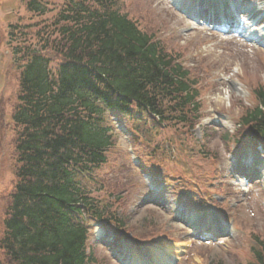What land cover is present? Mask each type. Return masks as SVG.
Returning a JSON list of instances; mask_svg holds the SVG:
<instances>
[{
  "label": "rangeland",
  "instance_id": "1",
  "mask_svg": "<svg viewBox=\"0 0 264 264\" xmlns=\"http://www.w3.org/2000/svg\"><path fill=\"white\" fill-rule=\"evenodd\" d=\"M183 1L185 7L197 2L123 0L125 8L127 2L130 10L137 11L142 29L156 32L168 50L181 56L182 65L196 80L199 109L186 112L189 123L162 126L134 107L127 116L107 111L114 128V144L106 163L91 175L82 176L80 182L126 225L87 221L90 232L86 245L93 264H121L117 258L122 259L121 249L125 248L155 261L162 257L161 261L168 264H244L252 258L255 237L264 239V149L256 148L247 129L238 125L257 103L255 88L264 85V48L236 33H219L206 23L198 24L180 11ZM228 1L238 4L240 0L208 3ZM253 1L264 5V0H242L245 6L241 8L246 9ZM41 2L49 11L45 15L30 12L26 0H0V237L16 181L17 129L13 113L21 71L13 62L16 43L10 46L9 31L15 24L43 25L51 21L64 0ZM255 13L262 14L263 23L264 11ZM246 14L242 12L245 22ZM37 28L27 30V43L34 47L39 40ZM19 31L17 41L26 43ZM46 54L55 71L62 59L51 50ZM195 114L198 118L192 120ZM228 134L233 136L229 142L225 138ZM241 153L250 155V160L244 161ZM180 206L195 212L201 224L196 227L178 221ZM211 215L218 224H205ZM115 224L119 225L117 221ZM222 231L226 232L217 234ZM194 232L211 234L212 238L202 240ZM179 241L184 244L179 248L172 244ZM169 247L177 258L167 252ZM5 258L0 250V261Z\"/></svg>",
  "mask_w": 264,
  "mask_h": 264
},
{
  "label": "trees",
  "instance_id": "2",
  "mask_svg": "<svg viewBox=\"0 0 264 264\" xmlns=\"http://www.w3.org/2000/svg\"><path fill=\"white\" fill-rule=\"evenodd\" d=\"M126 5L123 0H64L43 25H11L13 62L21 70L13 113L16 181L3 220L0 250L6 258L0 264H93L87 221L125 227L80 182L106 163L114 144L107 110L127 116L134 107L161 126L189 123L186 112H198L196 80L181 56L156 32L142 29L137 11ZM26 6L37 15L49 12L41 0H26ZM34 26L37 47L27 43V30ZM20 29L26 43L17 41ZM50 50L62 59L55 71L46 54ZM254 93L257 103L240 128L264 143V85ZM225 138L229 142L233 136ZM255 242L244 264H264V239L255 237Z\"/></svg>",
  "mask_w": 264,
  "mask_h": 264
},
{
  "label": "bare ground",
  "instance_id": "3",
  "mask_svg": "<svg viewBox=\"0 0 264 264\" xmlns=\"http://www.w3.org/2000/svg\"><path fill=\"white\" fill-rule=\"evenodd\" d=\"M201 2V1H200ZM221 10H225L224 8H222ZM252 12H250V14H251ZM225 17H228V13H227V11L225 12ZM255 17L252 15V16H250V18H249V21L250 22H248V24L247 25H245L244 26V24H241V23H239V22H237V24H238V27L239 28H243L244 30H243V33L246 35V36H248V37H251V36H254V37H258L259 35H261V34H263L264 35V26H262L263 28H257L256 30H253V31H251L249 28V25H251L252 23H254L255 22ZM255 29V28H254ZM246 36H244V37H246ZM194 221H196L195 219H194ZM172 244H174L175 246H178V248H179V246H181V245H184L183 244V242H178V243H172ZM168 251V253H170L171 255L172 254H174V258H177V256H176V253L174 252V249L173 248H168L167 249ZM173 256V255H172ZM176 256V257H175ZM129 259H131V258H129ZM164 260V258H162L161 257V260ZM155 261V259L154 258H152L151 259V256H146V257H143L141 254H139V253H135L134 254V256H133V258H132V260H131V263L132 264H142V263H144V262H149V263H147V264H168V262L167 261ZM166 260H167V258H166Z\"/></svg>",
  "mask_w": 264,
  "mask_h": 264
}]
</instances>
